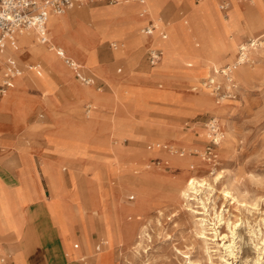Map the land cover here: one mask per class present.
Instances as JSON below:
<instances>
[{
  "label": "rangeland",
  "instance_id": "obj_1",
  "mask_svg": "<svg viewBox=\"0 0 264 264\" xmlns=\"http://www.w3.org/2000/svg\"><path fill=\"white\" fill-rule=\"evenodd\" d=\"M211 1L212 8L209 9L206 0H161L157 13L149 10L153 18L148 16L146 21L161 18L169 23L165 28V42L170 35L168 29L173 25L182 37L173 54L175 70L171 73H154L157 67L167 65L165 42L160 43L162 58L153 67L148 66L145 60L142 44L135 45L134 51L115 60V53L125 51L127 43L126 35L118 32L114 24H110L109 33L101 42L86 50L84 61L66 53L60 42L47 45V52L52 56L41 58L29 48L18 53L20 56L16 63L20 71L33 73L35 70H29L27 66L38 63L42 72L50 77L49 86L40 83L35 87L41 100V110L34 112L29 123L41 120L42 134L52 126L44 123L47 122L45 116L53 120L61 116L74 117L73 124L66 121L61 124V127L68 128L69 134L44 136L45 143L49 145L46 150L67 160H87L81 166L65 162L57 169L40 163L48 188V196L43 200L44 210L66 250V260L80 264H106V258H110V264H187L188 260L196 264H220L225 255L213 241V232L206 230L204 239H198L199 220L207 219L206 210L222 235L230 237L229 227L240 224L233 251L235 257L229 262L264 264V254L255 247L256 239L251 233L253 231L258 239L261 235L264 238V37L260 39L263 40L261 46L250 52L249 63L233 66L227 76H224L225 72L221 73L223 70L218 71L231 62L239 46L264 31V0H246L244 11L240 10L236 0ZM227 3L225 10H219V5ZM116 7L119 6L106 1L84 4L57 17L70 16L77 10L90 13ZM198 7L205 13L204 16H196L203 29L200 28V34L188 17ZM237 7L239 11L234 12ZM247 12L255 13L250 17L251 23L258 26L251 36L249 32L237 34L234 28L236 24L243 26L247 23ZM82 23L92 28L97 25L90 17ZM141 24L135 27L136 37L141 36ZM153 37L150 36L149 40L155 43L156 38ZM232 39L240 45L220 59L216 65L217 73L211 66L210 74L201 76L196 69L198 61H204L210 53L217 54L225 44L232 43ZM112 43L117 48L112 49ZM118 43L124 47L119 49ZM54 47L61 48L62 54L77 60L88 70L85 75L92 78L91 87L73 76L63 58L52 49ZM27 50L33 54L29 56L30 61L27 60ZM54 61L60 63L58 69L52 63ZM238 65L243 66L248 74L240 75ZM210 81H213L211 85ZM72 85L86 89L92 98L80 103L76 94L72 91L74 98L69 90ZM10 87L0 101L9 96ZM202 91L208 93V103L191 105L193 97ZM42 94L45 95L44 100L51 103L47 108L42 106ZM56 112V117L51 116ZM112 115L122 120L118 124L121 128L114 129ZM20 120L24 123L21 117ZM90 122L95 131H103L104 137L95 139L90 146L92 152L86 153L84 137L74 132L76 129L81 131L80 128L89 126ZM211 125L224 136L219 139L217 135V144L209 134ZM46 169L55 183L54 194L48 186ZM96 173L99 174L96 176ZM161 173L163 178L158 179ZM217 173L220 175L218 180L215 179ZM119 175L121 183H124L120 189L122 204L118 205L119 196L114 195L109 198L113 206L108 208L113 209L117 227L121 225L124 228L126 221L134 224L130 219L133 212L141 211L144 203L150 205L140 236L132 241L121 237L117 233L118 228L115 241L112 240L108 218L111 212L105 213L104 210L99 235L93 231L90 200L95 194V185L103 195V188L117 189ZM183 175L204 178L210 188L204 185L199 194H189L190 200L177 198L175 190L178 179ZM42 185L44 187V183ZM142 190L146 191L143 193ZM222 190L229 191L231 195L236 192L242 202L232 203L230 198L223 197ZM146 195L147 202H144L142 196ZM17 201L24 202L21 198ZM126 202L132 204L127 206ZM254 204L255 208L251 207ZM154 209H160L162 214H157ZM121 215L125 222L120 221L119 225L118 217ZM0 227L3 231L11 228L2 198ZM75 232L84 249L82 255H77L74 250L76 242H70ZM213 243L215 245H211ZM2 259L9 264L8 258L1 256L0 264H4ZM10 261L23 264L22 259L15 256Z\"/></svg>",
  "mask_w": 264,
  "mask_h": 264
},
{
  "label": "bare ground",
  "instance_id": "obj_2",
  "mask_svg": "<svg viewBox=\"0 0 264 264\" xmlns=\"http://www.w3.org/2000/svg\"><path fill=\"white\" fill-rule=\"evenodd\" d=\"M160 1L161 0H144V3L142 5L133 4V3H130L127 1H121V2L115 4V5H118L119 7L109 9V10L98 9L95 11H91L90 13H88V15L90 16V18L94 19L97 22V25H95L94 28L91 27L92 34L89 33L88 31H86L85 29L84 30H82V29L76 30L74 28L72 21L76 24H80V26L83 24L82 23L83 21L79 17V14H78L79 12H77L78 10L75 11L72 15H70V16L65 15L62 18H59L56 15L49 14L47 16L46 22H45V28L47 30V42H49L50 45H53L57 42H60L61 45L65 48L66 53L71 55L74 59H78V60L80 59L81 61H84L86 50L90 46H94V44H96L98 41L104 39L109 33L110 24H114L116 30L117 29L119 30V31L117 30L118 32H121V33L126 35V39H125L126 42L125 43H127V47H126L125 51L122 50V51L115 53L114 59L116 60L119 56L125 55L127 53L134 51L133 48L135 47V45L145 44L147 38H145L142 35L139 37H136L134 34L135 27L138 23L142 22L141 19L146 20V18L148 16L151 18V14L149 13L150 9L155 10V13H157L158 8L160 7ZM175 1H177V0H175ZM206 1H207L206 6L209 9H211L212 8V1L211 0H206ZM227 7H228V3H227ZM137 10H138V12H137ZM238 11H239L238 7L234 8V12H238ZM63 13H65V12H63ZM247 13L249 15V19H248L247 23L243 26H239L238 24H236V25H234V28H235V31L237 34L240 32H249V36H251V35H253V30H257L258 26H254V24L251 23L252 21H251L250 17L253 16L255 13H252V12H247ZM204 15H205L204 10L202 8H199V7L195 11L190 12L188 15V17L190 18V20L193 24V27L195 28V30L198 34H200V31H201L200 28L201 27L199 26V24H200L199 20L200 19L197 18L196 16H204ZM48 18H49V20H48ZM151 21H152V24L154 26V29L152 30L150 36H152V37L155 36L157 38H160V36H159L160 32H163L164 35H166L165 34V28H167L169 26V23L167 21L162 20L161 18L152 19ZM47 26L49 27V29H47ZM168 30L170 33L168 41L165 42L166 38L161 39V41H159L160 43L165 42L164 45H165V48L167 51V57H166V64L167 65L159 67V68L157 67L154 70L155 74H159V73H166L167 74L169 72L171 73L174 69V67L172 66L173 65V54H174L175 50H177V45L180 42V38H182V37H180V33L178 31V28L175 25H173ZM17 38L18 39H17L16 49L15 50H13V48L12 49H6V51L3 54H0V61L5 55H10V56L14 57L15 59H18V53L21 52L24 48L31 49L34 54L39 55L41 58H42V56H52L47 52V43L44 45L37 44L35 37L33 35V32L30 29L22 30V32H20V34L17 36ZM71 38L82 43L83 48L80 49L78 44L76 42L72 41ZM151 41H150V43L152 44L153 42H151ZM232 41H233V39H232ZM225 43H227V42H225ZM118 45L120 46L119 49H122L124 47L121 43L120 44L118 43ZM239 45H240V43L233 41L232 43L225 44L224 48L222 50H220L217 54L213 55L212 53H210L204 61H198V63H197L198 67L196 68L197 72L199 74H201V76H206L207 74H210V67L212 66L213 67L212 71L217 73L216 65L218 64L220 59L222 60L224 58V56L226 54H228V52L232 53L234 51V49L236 47H238ZM111 46H115V48H117L116 44H114V43H112ZM152 48L158 49L160 51V54H161L158 58V61L155 63V65H156L160 61V59L162 58V51L158 47H152ZM52 49L55 50L57 53H59L58 55L60 58H63L64 62L67 64V66L72 71L73 76L75 73L78 74L79 76H80V73L88 74L85 71L84 67L81 66L79 62H78L79 63L78 64V63L74 62L73 60H71L72 58L69 59L68 56H66V54H64V53L62 54L61 48L54 47ZM249 55H250V53H249ZM35 67H37V68H35ZM29 68L31 70L38 69V71L33 72V73L21 72V73H19L20 75L18 74L17 76H15L13 81H12V86L10 87L9 96L7 98L1 100L3 102L2 107L7 106L6 103L12 98L13 95L17 94V92L20 88L27 86V87L35 89V87H37L40 83H43V81H42L43 73H42V70L40 68V65L39 64L31 65ZM237 71L240 75H247L248 74L247 72H245L244 67L241 65L240 66L238 65ZM224 72L225 71L223 70L222 73H224ZM86 78L90 81V83L84 84V85L91 87V85L93 83L92 78L89 76ZM211 82H213V81H211ZM8 89L9 88H7L4 91V93L2 94V96L0 98L6 96ZM97 90H99V89H97ZM73 92L76 94L77 100L82 104L85 101H87L88 99L92 98L88 94L86 89L78 87V86H77V88H75L73 90ZM42 97L44 99L45 95L42 94ZM208 100H209L208 93L206 91H202V92L197 93V95L195 97H193V99L191 100V105H193V104L194 105L195 104L204 105V104L208 103ZM12 103H15V102L12 101ZM42 103H43V101H42ZM121 122H122V120L117 119V117L115 115H112L111 123H112L114 129L115 128H121V127H118V124H120ZM218 131H219L218 128L214 127V125H212L211 129H209V134L211 135L212 140L215 144H217V141H216L217 135H218L219 139H222L224 137L223 134L222 133L220 134ZM44 172L47 174L48 186H49L52 194H54L55 183H54L53 177H51V174H50V172H48L47 169ZM98 174L99 173H96V176ZM120 176L121 175L117 176V180L119 182L117 189L116 188H109V187L103 188V192H104L103 195L100 194V192L97 188L99 186L95 185V187H96L95 188V194H93L92 197L90 196L91 197L90 211H92L93 231L97 235H99L98 232H99V228H100V223L102 221L101 215H102V213H104V212H102L104 210L105 213L111 212V214L108 216V218H109V222H110L109 228H110L112 240L115 241V238H114V236H116L115 231H117V228H118L117 233L120 234L121 237L123 236L128 241L129 240L132 241V240H136L138 238V236H140V231L143 229L142 223H143L144 218L146 217L145 214H146L147 208L150 205L147 206V203H144V202H147V196L148 195L142 196L143 199L142 198L141 199H142V201H144L143 202L144 206H142V210L141 211L135 210L132 214V217L130 218V219H132V223H134V224H131V222L128 223L127 221L125 222L123 219V216L121 215L118 217L119 225H120V221L125 222L124 223L125 225L123 226L124 228H122L121 225L117 227L116 220H115L114 215H113V209H108V208H112V206H113L112 203L109 201V198H111L114 195L119 196V202H118L119 204L118 205L120 206L122 204V200H120V189L122 186H124V183H121L122 178L119 179ZM215 177H216L215 179L218 180L220 178L219 173H217L215 175ZM157 178L158 179L163 178L162 173L159 176H157ZM178 180L179 181H178V185H177L175 192L177 194V198H181L183 200H185L186 198L188 200H190L189 194H197L200 191V189L204 185L207 184V182L204 178H199V177H195V176H191V175H189V176L183 175ZM124 181H126V180H124ZM208 187L210 188V185H208ZM142 191L144 193L146 190H142ZM222 194H223L224 198H227V197L230 198L232 203L235 202L237 204H240L242 202L241 200H239L237 198L236 192H235V195H231L229 191L222 190ZM128 204L131 205L132 203L126 202L127 206H128ZM251 207L255 208V204L252 205ZM204 209H205V207H204ZM154 210H157V214H159V215L162 214L160 209H154ZM247 211H249V210H247ZM195 213H197V212H195ZM204 213H205L207 219L201 218L199 220V226L198 227H200V232H199V236H198L199 238L198 239H200V238L204 239L206 230H211L213 232V233H211V234H213L212 239L214 242H217V246H218L217 248H222L223 254L225 255V257H228V258H225V257L221 258V263L222 264H232V261L229 262V259H234V257H235L233 251L235 248V240L237 238V230L240 227V224L233 225V228L229 227V231H230L231 236L227 237L226 235H224V234L222 235L219 232V228L215 223L211 222V220L209 219L210 216L207 214L206 210ZM202 215H204V214H202ZM126 217H128V216H126ZM251 233H252V236L256 239L255 247L257 248V250L259 252L264 254V238L261 235V237L258 239L256 237V234L253 231ZM207 239H206V241H207ZM208 242H210V241L208 240ZM211 245H215V243H213ZM213 253H215V252H213ZM110 263H111L110 258H106V264H110ZM187 264H196V263L188 260Z\"/></svg>",
  "mask_w": 264,
  "mask_h": 264
},
{
  "label": "crops",
  "instance_id": "obj_3",
  "mask_svg": "<svg viewBox=\"0 0 264 264\" xmlns=\"http://www.w3.org/2000/svg\"><path fill=\"white\" fill-rule=\"evenodd\" d=\"M245 1L246 0H236L237 5L241 11L245 10ZM101 2L105 1H94L88 4ZM77 12H79L78 14L82 21L87 17H90L84 10H80ZM151 18L153 17L151 16ZM141 20L142 24L140 29L143 26L147 25L149 22H152L149 19L147 21L144 19ZM72 24L76 30L85 29L92 34L91 27H87L83 24L80 26V24H76L73 21ZM20 32L15 35V45L14 47H12L13 50H15L17 47V36L20 34ZM32 32L37 44L44 45L47 43V45H50V43L47 42L46 28H44V43L39 42L36 33L34 31ZM159 34L164 33L160 32ZM141 35L147 38L145 44H143V49H145L144 57L148 64L146 57L147 51L149 49H155L152 47H158L162 51V43L160 44L159 42L161 38H157L154 36L156 38V42L154 41L155 43L150 44L148 38L151 34ZM263 37L264 31L246 40L245 43H247L249 40L258 38L262 39ZM71 40L76 42L80 49L83 48L82 43L73 38H71ZM102 40L98 41L97 43L101 42ZM111 48L115 49V47L112 46ZM4 50H2L0 54H2ZM28 51L29 50H27V53H29L27 54V60L30 61L29 56H33V54ZM236 54L237 51L234 54L231 62L224 64L221 68L218 69V71H221L227 67L230 71V69L235 66L234 64ZM16 61L18 60L10 55H5L1 59L0 81L2 78V73L9 65L15 68L19 73L22 72L17 66ZM73 61L78 63L75 60ZM52 63L56 65L55 68L58 69V67H60L59 62L54 61ZM35 64L38 63L30 64L29 66H27V68L31 70L29 67ZM148 66L150 65L148 64ZM85 71L87 72L88 70L85 69ZM116 72H119V69L116 70ZM42 73L43 83L46 86H49L50 77L47 73ZM80 76L88 77L83 73H80ZM12 79L10 80V83ZM71 81L72 80H69V82ZM75 88H77L76 85H72L69 87V90L73 97L74 94L72 91ZM50 90L51 89L49 88V91ZM12 101L15 103H12ZM2 104L3 102L0 101V198L4 199L6 210L9 213L10 217L11 228L3 231L0 227V254H2L0 256L1 258H8L9 264H13V262L10 261V258H13V256L21 258L23 264H80V262H70L69 260H66V250L62 244L60 237L56 233V228L53 225H50L47 220L48 218L44 210L43 200L48 196V188L46 185L45 177L40 169L41 162H43L45 166L51 167L52 169H57L61 164H66L67 162H69L72 166H81L82 164H85L87 162L85 158H76L73 160L63 159L58 154L52 153L50 150H46V148H49V145L45 143L44 136L47 134H52V136L55 137L59 133L63 135H66V133L69 134L70 132L68 131V128L61 127V124L65 123L64 121H66V123L68 124H73L74 117L61 116L57 120H53L50 117L45 116L47 122L44 123L52 126L42 131L41 134V120L29 123V119L34 114V112H36L37 110H41V100L39 98V93L35 89L24 86L20 88L17 94L13 95L12 98L6 103L7 106L2 107ZM49 104H51L50 101L43 99L42 106H46L47 108ZM12 112L18 113L20 116L18 117V115ZM57 115L58 112L51 114V116L53 117H56ZM20 117L22 118L24 123L21 122ZM80 130L81 131H78V129H76V132L74 133H77L79 136L84 137V143L85 145H87L85 148L86 153L92 152L90 146L94 143L95 139L98 140L104 137V133H102L103 131L101 132L100 129L95 131V126H93L92 122H90L89 126L80 128ZM42 183H44L45 188L43 187ZM19 198L23 199L24 202L19 203L17 201ZM90 239L92 240L91 233ZM70 242L71 244H75L76 242L74 250L76 251L77 255H82L84 249L79 242L78 233H74V235L70 238ZM3 261L4 260L2 259L1 262L4 263Z\"/></svg>",
  "mask_w": 264,
  "mask_h": 264
},
{
  "label": "built area",
  "instance_id": "obj_4",
  "mask_svg": "<svg viewBox=\"0 0 264 264\" xmlns=\"http://www.w3.org/2000/svg\"><path fill=\"white\" fill-rule=\"evenodd\" d=\"M94 1L100 0H0V53L6 48H12L15 45V35L22 30H32L36 33L39 42L44 43V28L46 18L49 14L61 15L67 9L73 6H81ZM108 4H116L121 1H127L133 4L142 5L144 0H104ZM226 5H219V10H225ZM154 26L152 22L143 26L140 33L143 35H150ZM160 38H164V34H159ZM263 41L258 39L249 40L247 43L242 44L237 49L235 65L249 63V53L261 46ZM115 47V46H112ZM160 56L157 49H149L146 57L150 66L155 65ZM37 68V67H35ZM225 75L230 72L229 68L223 69ZM38 69L35 70L37 72ZM220 72V71H219ZM18 71L12 66H7L2 73L0 81V96L4 93L7 87L10 86V80L18 75ZM222 73V72H221ZM81 83L89 84L90 81L83 76L74 74ZM210 81V85H211ZM213 87V86H212ZM231 88L233 85L230 86ZM217 87H214L216 90ZM212 126V125H211Z\"/></svg>",
  "mask_w": 264,
  "mask_h": 264
}]
</instances>
